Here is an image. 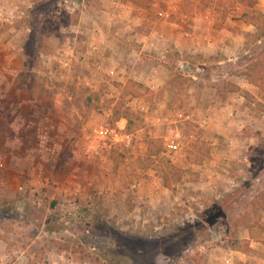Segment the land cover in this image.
<instances>
[{
    "label": "rangeland",
    "instance_id": "obj_1",
    "mask_svg": "<svg viewBox=\"0 0 264 264\" xmlns=\"http://www.w3.org/2000/svg\"><path fill=\"white\" fill-rule=\"evenodd\" d=\"M102 2L34 0L22 22L26 32L21 38L27 40L23 55L31 64L34 88L67 94L63 105L66 117L76 121L73 134L86 137L95 126H115L124 120L136 137L134 145L104 149L98 157L87 158L84 146L81 154L77 148L82 144H76L77 155L67 161L68 172L76 175L71 176L76 180L71 189L59 195L56 182L49 187L37 184L34 193L13 188L3 201L7 204L0 207V226L16 225L32 233L35 264L44 257H62L64 264H264V89L252 83L256 92L247 98L251 114L246 116L252 123L245 126L244 135L235 134L252 138L243 159L230 154L235 150L229 148V155H220L224 169L219 173L209 168L212 161H219L214 136L225 139L224 134L211 130L208 138L207 127L177 117L180 110L189 109L191 101L184 95L189 89L197 95L204 86L218 83L224 92L243 95L234 90L241 86L236 82L247 78L245 73L256 61H264V37L257 28L247 30L245 47L233 60L222 53L174 51L167 63L171 78L158 88L127 74L128 65L119 62L121 53L109 54L108 31L93 23L99 16L89 17V22L81 16L80 4L88 10ZM232 2L184 4L213 5L235 14L237 3ZM86 26L97 29V34L90 37ZM88 37L95 43H87ZM136 49L129 48L122 57L135 61ZM70 57L71 66L65 67L62 59ZM200 99L201 95L197 103ZM165 100L169 104L158 114L155 110ZM160 116L163 120L158 121ZM159 125L164 127L161 136L151 137L149 131ZM177 126L184 134L183 151L173 162L165 139ZM144 129L148 149L139 146ZM146 179L154 196H142ZM107 196L112 200L108 202ZM12 203L27 206L21 212Z\"/></svg>",
    "mask_w": 264,
    "mask_h": 264
},
{
    "label": "crops",
    "instance_id": "obj_2",
    "mask_svg": "<svg viewBox=\"0 0 264 264\" xmlns=\"http://www.w3.org/2000/svg\"><path fill=\"white\" fill-rule=\"evenodd\" d=\"M258 1L254 7L237 3L233 10L235 14L213 5L188 7L184 4L185 0H103L100 6L90 5L88 10L83 4L80 6L81 16L87 19L86 22H89V17L94 19L95 15L101 18L93 23L100 24V27L108 31L106 42L110 55L114 57L117 53H121L123 56L125 53L126 56L129 48L137 47L139 57L137 56L135 61L121 56L119 62L124 67L127 65L129 67L126 73L159 88L171 78L167 63L170 54L174 51L185 54L198 51L205 54L222 53L229 56L228 60L235 59L245 47L246 31L256 28L254 24L242 19L243 14L264 11V0ZM33 4L34 0H0V8L8 10L14 21L9 24L0 17V207L7 204L3 201L8 192L13 188L18 189L20 184L26 182H32L35 186L42 184L45 187L53 186L56 182L58 194H65L73 186L71 182L74 179L71 176H76L73 172H70L71 174L68 172L67 161L73 158H70V155H77V149L83 154L85 135L80 132L73 134L76 121L66 117L67 110L63 105V99L67 94L62 90L48 93L34 88L31 84V64L23 55V43L27 40L22 39L21 36L26 32L22 22ZM91 9L96 10L97 13L93 14ZM160 10L166 11L167 16L159 17ZM84 31L90 37L97 34V29L92 26H86ZM90 37L87 43L94 44L95 40L90 41ZM6 53L13 54V62L11 68L3 71L2 65ZM186 61L185 63L188 64ZM144 67L152 70L146 72L147 68ZM125 76L126 74H123L121 78ZM213 77L220 79L218 75ZM241 80L242 83L236 82L241 85L239 87L247 88L253 94L256 92L249 79L244 77ZM184 95L191 101L188 110L201 113V116L196 114V122L208 128L206 133L208 138L211 130L213 133L224 134L225 139L218 138L214 134L218 159L222 153L224 156L229 155L231 147L235 151L230 154L242 158L248 147L247 140L252 138L235 134L244 135L245 126L252 123L246 118L247 114L248 116L251 114L247 97L239 92H224L218 83L204 86L197 95L194 94V89L185 91ZM200 95V102L197 103ZM168 104L169 101L160 103L155 111L159 114ZM72 111H76V108H72ZM157 120L161 121L163 118L160 116ZM123 122L124 120H121L118 124ZM163 129L164 127L159 125L158 129L149 133H153L151 135L153 138L159 137ZM145 132L144 129L139 137L141 141L139 146L148 149L149 143L148 139L145 140L147 137ZM76 144L82 146L76 149ZM182 151L172 155L173 162H177L176 158ZM62 159L65 163L61 164ZM219 161L215 159L210 163L209 170L214 174L224 169L221 159ZM39 167L41 169L37 170ZM75 170L78 172L77 168ZM18 173H21L22 177L17 176ZM142 183L145 186L142 196H154L155 190L151 188L152 184H149L147 179ZM114 192L115 190L112 193ZM107 197L108 202L112 200ZM12 204L21 212L24 206H27L23 203ZM21 228L17 229L16 225L8 229L0 226V264H35V251L30 247L33 235ZM22 243L24 247L20 245ZM46 258L39 260L38 264L66 263L62 257L61 259Z\"/></svg>",
    "mask_w": 264,
    "mask_h": 264
},
{
    "label": "built area",
    "instance_id": "obj_3",
    "mask_svg": "<svg viewBox=\"0 0 264 264\" xmlns=\"http://www.w3.org/2000/svg\"><path fill=\"white\" fill-rule=\"evenodd\" d=\"M166 11L160 10L158 16L161 18L166 17ZM0 17L2 21L12 24L13 16L8 12V10L0 8ZM96 47V46H95ZM72 58L62 59V63L65 67L71 66ZM13 54L6 53V59L3 62L2 70L12 67ZM111 74L115 75L116 70L112 69ZM179 120L184 121H196L197 115L193 112H188L185 110H180L177 113ZM206 124V121L204 122ZM183 138L184 134L182 129L177 126L174 133L165 139L166 149L168 154H177L183 149ZM136 137L132 132H130L125 124H117L115 126L98 125L92 128L89 134L84 138V151L87 158L98 157L105 150H111L118 147H129L134 145ZM18 190L21 193H34L37 191L36 186L32 182H26L18 186ZM78 193V192H77Z\"/></svg>",
    "mask_w": 264,
    "mask_h": 264
},
{
    "label": "trees",
    "instance_id": "obj_4",
    "mask_svg": "<svg viewBox=\"0 0 264 264\" xmlns=\"http://www.w3.org/2000/svg\"><path fill=\"white\" fill-rule=\"evenodd\" d=\"M232 3H241L254 7L258 3V0H233ZM243 17L247 22L256 26L260 38L264 37V11H257L252 14L244 13ZM250 68L251 69H248V71L245 73L247 78L251 83L264 89V61L258 60L253 65H251ZM234 90L241 91L242 94L247 98L251 96L250 91L242 89L239 86H237Z\"/></svg>",
    "mask_w": 264,
    "mask_h": 264
}]
</instances>
